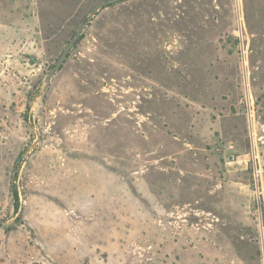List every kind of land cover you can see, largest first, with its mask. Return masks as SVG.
<instances>
[{
    "label": "rangeland",
    "instance_id": "1",
    "mask_svg": "<svg viewBox=\"0 0 264 264\" xmlns=\"http://www.w3.org/2000/svg\"><path fill=\"white\" fill-rule=\"evenodd\" d=\"M0 0V264H264V0ZM14 191H18L16 201Z\"/></svg>",
    "mask_w": 264,
    "mask_h": 264
},
{
    "label": "water",
    "instance_id": "2",
    "mask_svg": "<svg viewBox=\"0 0 264 264\" xmlns=\"http://www.w3.org/2000/svg\"><path fill=\"white\" fill-rule=\"evenodd\" d=\"M117 1H120V0H105L102 3H100L99 5H97L93 9V11L91 12V16L84 21L83 25L78 29V31L76 32L75 36L68 43V45L65 47L64 51L62 52V54L59 57V60H58L57 64L51 69L50 74H49V80L51 79V77L55 73V71L61 67L62 63L64 62V60L68 56V53H69L70 49L72 48V46L76 42L77 38L82 33L84 27L90 23L91 17L94 16L99 11L100 8L106 7V6H108V5L112 4V3H115ZM2 222H3V220L0 221V223H2Z\"/></svg>",
    "mask_w": 264,
    "mask_h": 264
},
{
    "label": "trees",
    "instance_id": "3",
    "mask_svg": "<svg viewBox=\"0 0 264 264\" xmlns=\"http://www.w3.org/2000/svg\"><path fill=\"white\" fill-rule=\"evenodd\" d=\"M14 197L16 198V201H18V199H19V196H18V191H14Z\"/></svg>",
    "mask_w": 264,
    "mask_h": 264
}]
</instances>
